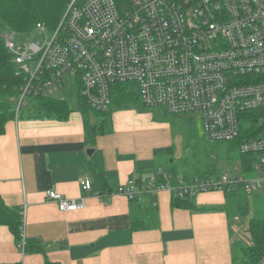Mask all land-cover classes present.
Listing matches in <instances>:
<instances>
[{
	"label": "built area",
	"instance_id": "2783aa9c",
	"mask_svg": "<svg viewBox=\"0 0 264 264\" xmlns=\"http://www.w3.org/2000/svg\"><path fill=\"white\" fill-rule=\"evenodd\" d=\"M34 31L46 36L42 44L17 45L16 33H3L19 74L26 76L17 118L28 99L53 95L65 79L81 84L94 111L112 107L113 85L133 84L147 108L197 115L211 144L245 135L240 152L255 156V171L264 176V0H72L54 32L44 23ZM251 113L257 119L249 125ZM236 172L188 181L159 170L149 179L128 181L116 194L142 204L161 190L194 199L263 188L264 177ZM81 189L90 193L92 181L82 180ZM45 195L62 213L87 206L85 197L66 198L53 190ZM256 264H264V253Z\"/></svg>",
	"mask_w": 264,
	"mask_h": 264
},
{
	"label": "crops",
	"instance_id": "0c3cea01",
	"mask_svg": "<svg viewBox=\"0 0 264 264\" xmlns=\"http://www.w3.org/2000/svg\"><path fill=\"white\" fill-rule=\"evenodd\" d=\"M68 84L81 85L71 79ZM70 107L67 120L14 119L0 135V198L9 210L26 208L25 236L44 250L24 252L10 229L0 225V264H233L248 226H239L241 219L231 210L235 204L225 193L196 196L201 210L195 211L175 206L168 190L139 208L116 194L128 181L149 179L159 169L174 175L169 166L151 165L163 142L150 138L153 126L142 108H113L110 124L93 142L78 103ZM101 120L90 114L92 125ZM190 175L178 178H196ZM86 178L92 181L88 194L81 189ZM49 190L85 197L87 206L62 213L46 199ZM134 212L142 221L136 229Z\"/></svg>",
	"mask_w": 264,
	"mask_h": 264
},
{
	"label": "trees",
	"instance_id": "16d2710c",
	"mask_svg": "<svg viewBox=\"0 0 264 264\" xmlns=\"http://www.w3.org/2000/svg\"><path fill=\"white\" fill-rule=\"evenodd\" d=\"M70 2L71 0H0V135L4 134L6 124L14 119L55 118L57 120H67L69 118L72 110L66 100L44 97L28 99L27 106L20 111L18 118L16 117V106L20 99L21 87L25 83L26 76L19 74V67L14 62L13 55L5 45L3 33L5 30L10 29L16 34L26 35L31 33L38 23H44L49 31L54 32ZM78 90V109L84 116L87 135L88 137H92L93 142L95 136L97 134H102L105 131L106 126L110 124L111 111L113 108H120L125 104H134L142 109L144 108L137 94V86L133 84H115L112 86V107L107 112H96L92 110L84 96L81 94V85H79ZM90 114L98 116L102 118V120L96 125H92L90 123ZM255 114L256 113H251L248 115V117L251 116L250 118L252 122L257 119ZM244 138H246V136H242L241 139L228 143H237L239 145ZM171 172L174 174L173 178L178 179V174L174 171ZM187 175H190L189 171L186 172V178ZM195 177L198 176L195 175ZM237 195L226 194V197L229 201L234 202L236 209L238 210L240 209L238 199L244 194L242 195V193H239V195ZM131 203L135 208L140 207V204L137 202ZM173 204L178 207L188 208L192 211L201 210L195 205L194 200L190 198L181 199L174 197ZM140 223H142V221L134 212L133 228L136 229ZM0 225L7 226L15 236L16 241L21 244V211L17 209L9 210L2 202L1 198ZM246 232L252 239V245L244 247L240 254L234 256L233 264H256L264 253V220H251ZM43 251V248L37 242L28 239L26 240L24 252L28 254H42ZM45 264L56 263L46 260Z\"/></svg>",
	"mask_w": 264,
	"mask_h": 264
},
{
	"label": "rangeland",
	"instance_id": "374dc122",
	"mask_svg": "<svg viewBox=\"0 0 264 264\" xmlns=\"http://www.w3.org/2000/svg\"><path fill=\"white\" fill-rule=\"evenodd\" d=\"M45 40L46 36L39 35L34 29L29 35H16L17 45L42 44ZM52 97L61 100L65 99L70 106L75 107L79 101V90L78 87L68 84V79H65L64 85ZM139 110L150 117V119L145 121L151 122L150 126H153V129H149L152 130L149 133L150 138L163 142L159 146L158 154H155L154 162L151 165L162 166L164 169L169 166V168L171 167L170 171H174L182 177L186 175L187 171L193 172L198 177L232 176L238 174L236 172L237 168H239L240 175L246 174L248 178L264 177L261 172L255 171L257 158L255 156H243L237 143L211 144L205 140L202 122L197 115H171L165 109L147 108L145 106ZM248 121L247 123L251 125V118ZM173 160L174 163L171 164L170 162ZM240 193L244 194L238 199L240 209L237 210L236 206L231 205L233 213L239 215L241 219L239 226H248L253 219L264 220V185L263 188L255 192L249 194ZM234 194L239 195L238 192ZM242 236L245 242H242L241 247H247L252 239L244 231L240 237Z\"/></svg>",
	"mask_w": 264,
	"mask_h": 264
},
{
	"label": "water",
	"instance_id": "95a60500",
	"mask_svg": "<svg viewBox=\"0 0 264 264\" xmlns=\"http://www.w3.org/2000/svg\"><path fill=\"white\" fill-rule=\"evenodd\" d=\"M92 151H94V150H90V153H91ZM90 153H89V154H90Z\"/></svg>",
	"mask_w": 264,
	"mask_h": 264
}]
</instances>
